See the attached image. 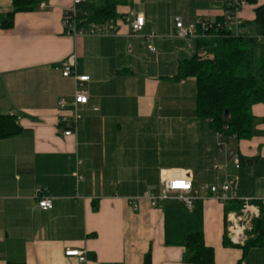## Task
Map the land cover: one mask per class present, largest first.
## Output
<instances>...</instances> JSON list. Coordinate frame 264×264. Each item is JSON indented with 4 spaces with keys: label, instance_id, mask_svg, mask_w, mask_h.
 Returning a JSON list of instances; mask_svg holds the SVG:
<instances>
[{
    "label": "crops",
    "instance_id": "obj_1",
    "mask_svg": "<svg viewBox=\"0 0 264 264\" xmlns=\"http://www.w3.org/2000/svg\"><path fill=\"white\" fill-rule=\"evenodd\" d=\"M119 1L104 35L76 37L64 22L72 0H43L44 9L17 13L9 29L13 0H0V116L21 129L0 139V264H83L68 249L84 252L86 264H145L149 254L151 264H187L186 248L173 242L193 234L213 248L215 264H264V248L229 242L226 205L208 192L191 209L146 198L160 195L169 171H182L195 190L235 182L239 202L264 211V103L252 108L253 137L225 143L196 115V80L178 78L197 50L195 40L175 37V19L222 22L240 0ZM242 1L237 15L249 34L264 0ZM97 6L75 8L89 17ZM138 16L146 23L133 36ZM71 57L76 75L90 78L81 88L89 102L65 137L59 101L78 89L62 75ZM38 190L52 210L39 208Z\"/></svg>",
    "mask_w": 264,
    "mask_h": 264
},
{
    "label": "trees",
    "instance_id": "obj_2",
    "mask_svg": "<svg viewBox=\"0 0 264 264\" xmlns=\"http://www.w3.org/2000/svg\"><path fill=\"white\" fill-rule=\"evenodd\" d=\"M98 6L92 16L79 19V26L89 23L106 24L114 21L118 14L119 0H94ZM43 0H13V12L4 23L12 28L14 16L37 9ZM255 31L234 35L220 30L209 38L195 40L196 54L180 62L179 79L196 80V115L209 124L221 141H247L253 137L256 118L252 114L255 105L264 103V10H260L253 24ZM228 112V118L225 114ZM21 129L11 116H0V139L18 136ZM242 202L226 204V213L240 212ZM172 243V242H169ZM173 244L184 246L187 264H215L213 248L205 244L202 234H193ZM227 245H230L226 242ZM243 250L264 248V211L253 223V230ZM145 264H151L147 255Z\"/></svg>",
    "mask_w": 264,
    "mask_h": 264
},
{
    "label": "built area",
    "instance_id": "obj_3",
    "mask_svg": "<svg viewBox=\"0 0 264 264\" xmlns=\"http://www.w3.org/2000/svg\"><path fill=\"white\" fill-rule=\"evenodd\" d=\"M73 7L67 9L64 14V22L69 26L74 36L92 35L101 36L104 35L109 27L106 24L89 23L85 27L79 26L76 6L86 2V0H72ZM246 6L245 1L235 2L230 11H227L225 19L222 22H210L205 19H197L196 22L190 26H185L181 18L175 19V37L179 39H204L209 38L213 32L220 30H226L232 34L238 36L242 35L243 22L238 17V11L240 8ZM44 9L46 5L41 3L39 6ZM83 18H87L86 15ZM146 20L142 16H138L137 19L131 24V31L133 36H138L144 29ZM153 36L150 37L152 39ZM264 42V37L259 38ZM152 52L156 49L153 46H149ZM63 77L74 78L77 84V91L71 101L63 98L59 101L60 120L59 125L64 129L63 134L65 137H71L75 135L79 124L83 121V115L80 112V108L86 106L89 102V95L81 88L90 82L88 76H77L75 73V58H69L68 62L64 65L62 72ZM218 140H221V135L216 134ZM240 163L236 162V168H240ZM217 168V167H216ZM208 192L212 198L217 199L220 203L226 205L230 202L241 201L237 196L238 187L234 182L226 183L219 186H203L200 190H195L190 174L182 171H169L163 181L162 191L159 196H154L151 192L146 198L149 200L152 207H157L159 204L167 201H178L185 208L191 209L194 205L195 199L199 192ZM38 206L43 211H50L53 209V199L47 197L44 190H38L36 192ZM243 207L240 212H230L227 214V236L229 242L235 246H244L248 240L249 234L253 230V223L260 217V209L254 206L250 201H242ZM131 205L135 210L138 209L136 201H132ZM65 255L67 257H76L80 263L86 264L87 257L84 252L78 250H66Z\"/></svg>",
    "mask_w": 264,
    "mask_h": 264
},
{
    "label": "water",
    "instance_id": "obj_4",
    "mask_svg": "<svg viewBox=\"0 0 264 264\" xmlns=\"http://www.w3.org/2000/svg\"><path fill=\"white\" fill-rule=\"evenodd\" d=\"M225 118H226V119L228 118V112H226V114H225ZM249 164H251V162H249Z\"/></svg>",
    "mask_w": 264,
    "mask_h": 264
},
{
    "label": "rangeland",
    "instance_id": "obj_5",
    "mask_svg": "<svg viewBox=\"0 0 264 264\" xmlns=\"http://www.w3.org/2000/svg\"><path fill=\"white\" fill-rule=\"evenodd\" d=\"M250 236V235H249ZM250 237H248V239H249Z\"/></svg>",
    "mask_w": 264,
    "mask_h": 264
}]
</instances>
